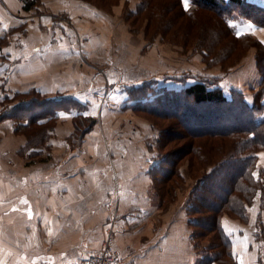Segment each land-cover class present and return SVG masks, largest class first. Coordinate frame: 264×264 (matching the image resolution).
Wrapping results in <instances>:
<instances>
[{"label": "rangeland", "instance_id": "1", "mask_svg": "<svg viewBox=\"0 0 264 264\" xmlns=\"http://www.w3.org/2000/svg\"><path fill=\"white\" fill-rule=\"evenodd\" d=\"M12 1L1 0L3 9L13 12L10 11L8 22L2 19V23L0 19V114L8 112L23 94L31 91L25 99L33 97L40 103L49 99L61 101L54 108V117H42L32 127L21 114L15 116L18 109L0 118V264H19L18 260L29 253L27 249H34L33 225L40 220L32 213L31 201L25 200L33 197V179L45 175L81 176L79 170L71 172L67 167L71 161L84 163L89 171L97 172V181L89 185V193L82 192L84 201L95 199L90 202L92 206L83 225L90 240L100 238L109 225L115 229L119 218L114 209L119 202L117 194L136 191V198L129 202L132 209L128 216L141 217L147 205L150 206L147 215L151 217L148 222L142 219L136 223L134 228L140 229L133 240L138 238L152 245L140 249L132 242L123 250L115 239V246L123 256L121 264L131 261L135 264L148 253L157 259L178 256L172 250L176 245L173 242L183 241L186 236L191 239L186 209L189 193L202 176V169L194 171V165L202 163L204 158L195 154L182 157L185 160L179 163V170L183 179L172 198L157 197L150 170L155 162L166 157L173 145L184 140L172 139L161 149L162 129L158 126L164 127L168 122L138 110L137 105L169 101L172 107L171 100L186 102V98L175 96L174 89H183L197 79L222 87L228 97L232 96L231 90L241 91L253 102L255 91L264 83L255 46L258 41L264 44V25L247 22L236 26L238 34L250 35V43L242 41L244 48L240 47L226 61L230 65V60L236 59L237 63L225 70L216 58L207 59L203 49H186L184 37L174 34L177 31L167 32L164 26L161 30L155 28L154 13H142L144 0H106L107 3L105 0H37L30 10L24 9L23 0L14 9ZM249 1L264 7V0ZM190 5L186 0L185 7ZM39 43L41 48L36 51ZM242 49L244 53L240 52ZM220 52L217 50L219 55ZM38 60L43 61L42 66L35 64ZM135 86L141 89H134ZM144 88L147 90L143 91ZM25 112L27 109L20 113ZM173 130L182 132L177 126ZM79 131L83 132V138L77 134ZM258 154L259 166L264 168V151ZM135 162L146 163L149 168L147 175L151 183L146 196L144 180L135 182L137 174L133 175L132 170ZM140 183L141 190H135ZM74 192L80 194V189ZM113 195L114 199H109ZM61 197L68 200L67 196ZM58 203L64 206V200ZM259 204L257 198L248 208L255 223L247 236L248 253L256 259L254 263L250 258L248 264H264V242L255 239ZM92 209L100 214L91 215ZM228 217L233 227L239 225L236 229L249 222ZM224 228L233 244L235 263H232L244 264L240 252L243 254L242 249H247L246 241L236 240L237 233L229 229L231 225L227 227L229 230ZM214 234L203 236L202 244L207 246ZM241 245L244 248L240 249ZM94 249L97 247L88 250ZM129 251L133 259L125 257ZM195 252L199 264L205 254L196 249Z\"/></svg>", "mask_w": 264, "mask_h": 264}, {"label": "trees", "instance_id": "2", "mask_svg": "<svg viewBox=\"0 0 264 264\" xmlns=\"http://www.w3.org/2000/svg\"><path fill=\"white\" fill-rule=\"evenodd\" d=\"M189 1L191 5L186 8V0H144L141 9L144 14L154 13L152 19L156 21L155 28L161 30L165 27L167 32L177 31L174 34L184 37L186 49H203L207 59L209 56L212 60L216 58L225 70H230L237 61L230 60V65L226 61L240 47L244 48L242 41L250 43V35L238 34L236 26L247 22L263 26L264 7L249 0ZM23 2L26 10L37 5V0ZM105 2L107 3L106 0ZM178 17L182 20H175ZM194 25L196 26L193 27ZM254 42L256 40L252 44ZM258 42L260 44H255L259 54L257 59L264 77V44ZM217 50H221L222 54L219 55ZM240 52L244 53V49ZM174 91L175 96L179 95L187 101L180 104L171 100L172 107H169V101L137 105L138 110L168 122L164 127L158 126L162 129L163 140L159 143L161 149L172 139L184 140L173 145L166 157L160 158L151 168L154 193L161 199L172 198L179 181L183 179L179 170V163L185 160L182 157L188 154L202 156V163L194 165V171L202 169V176L197 178L189 193L186 209L193 247L198 253L205 254L201 264H233V244L223 225L224 216L237 218L242 222L249 221L248 208L257 198L260 208L256 218L258 231L255 239L264 242V168L259 166L258 154L259 151H264V83L255 91L253 102L248 101L246 94L241 91L231 90L232 96L228 97L222 87L208 84L204 79H197L183 89ZM31 93L32 91L28 94ZM28 94H23L20 102L10 106L8 112L0 114V118L10 116L12 110L18 109L19 114L15 116L21 114L30 122L29 127H32L42 117H54V108L61 99H49L40 103L33 97L25 99L24 96ZM171 97L174 98L172 95ZM71 101L77 102L73 99ZM22 109H27V112L20 113ZM175 126L182 128V132L173 130ZM77 134L82 138L84 136L82 131ZM31 140L30 138V145ZM211 232L216 234L204 246L202 238Z\"/></svg>", "mask_w": 264, "mask_h": 264}, {"label": "crops", "instance_id": "3", "mask_svg": "<svg viewBox=\"0 0 264 264\" xmlns=\"http://www.w3.org/2000/svg\"><path fill=\"white\" fill-rule=\"evenodd\" d=\"M13 1V8L18 9L21 6L20 1ZM10 11L11 10L7 11L3 9L0 0V19L2 23H4L2 19L5 22H8V17H11L9 13L13 12ZM40 48L41 44L39 43L38 45H36L35 49L37 51ZM42 63V60H38L35 64L42 66ZM83 164L84 163L71 161L67 166L71 169V172L73 169L79 170L81 176L77 175L57 178L56 176L45 175L39 176L36 180L33 179V197H26L25 200L29 202L31 201L32 207L30 208H32V213L33 215H36L38 217V220H40V222L33 225V243L35 245L33 246L34 249H27L29 253H26V255H24V258L18 260L19 264H64L65 262L70 260L80 259L88 251H90L88 250L90 248L97 247V249H100L102 247L106 231H103V235H101L100 238L90 240L88 229H83L85 227L83 225H86L84 217H87L89 215V207L92 206H90V202H95V199H92L91 201L87 199L86 201H84L83 198L85 199L86 197L82 192L88 190L87 192L89 193V185H94L97 181V172L89 171L88 166ZM133 166L134 168L132 170L135 171L133 175L137 174V179L135 180V182H137V180H144L143 195L146 196V189L149 188L151 183V178L147 175L149 168L146 167V163L135 162ZM99 170L102 173L107 172L106 169ZM136 171H138V173ZM140 185L141 186H136L134 189L141 190L142 183H140ZM77 189H80V194L74 192V190ZM137 193L138 192L136 191L130 193L129 190H124V192L119 193V195L117 194L119 202L114 206L116 214L117 216H119L114 224L116 233L118 234L116 237V243H118V246H120V248L123 250L125 247L132 244V242L135 244V246H140V249H148L152 245L147 241L146 244H144V242L140 241L138 238L133 240L135 232L140 229V227L136 229L134 228L136 223H138V221H141L142 219L144 220V222H148L151 217V214L150 216L147 215V211L150 209V206L148 207L147 205H145L144 212L140 213L141 217H138L137 214L128 216L130 209H132L129 202L131 199L136 198ZM62 195L67 196L68 200L62 198ZM75 196L77 197L74 198ZM62 199L64 200V206L58 203V201L63 202ZM109 199H114V195ZM98 214H100V212L92 209L91 215ZM42 216L44 217V219H41ZM96 221L100 222V220ZM223 225L226 228H229L231 225L232 228L229 229L233 233H237L235 234L236 240L246 241L247 249H242L243 254H241L240 252L242 262L244 260V264H248L250 262L249 259L253 258L255 263V257H252V255L248 253V245L250 244V241L247 236L249 235L248 232L251 231L252 226L255 225L252 218H250L248 223L243 224L241 225V227H239V229H236L239 225L233 227L232 219L228 216H224ZM189 239V236H186L183 241L177 240L173 242L176 245L172 247V250L176 251L178 253V256L161 257L157 259V257L151 256V254L149 255L148 253L147 255L144 254V257H140L141 261H136L135 264H196L198 257L196 256L195 249L193 248V243L191 239ZM137 242L139 245H137ZM241 247H243V245L240 246V249ZM182 248L183 251L180 252L179 250H181ZM123 264L134 263H132L131 261L124 262Z\"/></svg>", "mask_w": 264, "mask_h": 264}, {"label": "built area", "instance_id": "4", "mask_svg": "<svg viewBox=\"0 0 264 264\" xmlns=\"http://www.w3.org/2000/svg\"><path fill=\"white\" fill-rule=\"evenodd\" d=\"M116 233L112 225L107 227L102 247L98 250H90L78 260H70L64 264H121L123 256L115 246ZM127 259H133L132 251H129Z\"/></svg>", "mask_w": 264, "mask_h": 264}]
</instances>
